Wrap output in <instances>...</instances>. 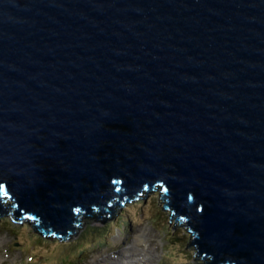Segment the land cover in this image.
<instances>
[{
    "label": "water",
    "instance_id": "95a60500",
    "mask_svg": "<svg viewBox=\"0 0 264 264\" xmlns=\"http://www.w3.org/2000/svg\"><path fill=\"white\" fill-rule=\"evenodd\" d=\"M158 186L202 264H264V0H0V218Z\"/></svg>",
    "mask_w": 264,
    "mask_h": 264
},
{
    "label": "rangeland",
    "instance_id": "374dc122",
    "mask_svg": "<svg viewBox=\"0 0 264 264\" xmlns=\"http://www.w3.org/2000/svg\"><path fill=\"white\" fill-rule=\"evenodd\" d=\"M160 194L156 188L145 200L126 203L113 221L84 220L82 231L90 223L92 227L67 242L41 238L29 221L20 224L2 217L0 264H109L107 257L125 248L129 252L123 257L129 260L135 255L154 257L132 264H202L185 224L174 223V217L168 222L170 212Z\"/></svg>",
    "mask_w": 264,
    "mask_h": 264
},
{
    "label": "trees",
    "instance_id": "16d2710c",
    "mask_svg": "<svg viewBox=\"0 0 264 264\" xmlns=\"http://www.w3.org/2000/svg\"><path fill=\"white\" fill-rule=\"evenodd\" d=\"M162 192H163V190L161 189V195H160V197H161V200L165 203V200L162 199ZM146 194L147 193L144 192L143 197H142V200H144V198H146V196H147ZM4 205L6 207H9V202H6ZM121 209H122L121 206L120 207L119 206H116L115 207V213L114 214H111L110 212H108L105 215H101V211L100 210H97V209H94V212L92 214H88V213L86 214L83 211H81V210L78 209L76 212H77V219H78L79 222L75 225V227H74L75 229H74V233L73 234L75 235L76 233H79L78 231H80V230L82 231V228H83V225H84V223H83L84 220H90V221H96L97 220V221H102V222H105V223L106 222H110V221H113L116 218V216L118 215V213H119V211ZM9 211H10V214L4 216L3 218H11V219H13L12 213H13L14 209L11 208V207H9ZM170 212L172 213L171 216L173 215L174 218H177L173 214V212L171 210H170ZM23 221H25V223H26V221H29L32 224V229L35 230L36 232H38V235L41 238H45V239L53 238V239L61 240L60 238L55 237L53 234L52 235L51 234H46L43 231V229L42 230L41 229H38L37 227L39 225V222H37L35 220H32L30 217H26L25 220H23ZM90 224L87 225V227L85 229H88V228L92 227V225H90ZM177 224H179V225L185 224V219L184 218L178 219L177 220ZM98 226L99 225H94L93 227H98ZM107 227H110V226L108 225ZM186 228H187V230H191L188 227H186ZM85 229L82 231V234L85 231ZM73 234L71 235V237L73 236ZM193 238H194V235L192 233V239ZM63 242H67V241H63ZM191 242H192V240H191ZM193 246L196 248L195 245H193ZM198 258H201V257L198 256Z\"/></svg>",
    "mask_w": 264,
    "mask_h": 264
},
{
    "label": "bare ground",
    "instance_id": "6f19581e",
    "mask_svg": "<svg viewBox=\"0 0 264 264\" xmlns=\"http://www.w3.org/2000/svg\"><path fill=\"white\" fill-rule=\"evenodd\" d=\"M120 240V239H119ZM128 252H129V249L127 250L125 248V251L122 250H119L118 252H116V256H114L113 254L109 255V257H107V260L106 261L107 263L109 264H132V262H135V260H138L140 259V261L142 262H149L150 260L149 259H152L154 257H151L152 255H150L149 257L145 258V256H148V254L146 255H140V256H137L135 255V257H132L130 260L127 259L129 256L126 257H123L125 255H128ZM106 264V263H104Z\"/></svg>",
    "mask_w": 264,
    "mask_h": 264
},
{
    "label": "clouds",
    "instance_id": "9594fccd",
    "mask_svg": "<svg viewBox=\"0 0 264 264\" xmlns=\"http://www.w3.org/2000/svg\"><path fill=\"white\" fill-rule=\"evenodd\" d=\"M177 222V221H176ZM185 226H186V223H185ZM202 259V258H201Z\"/></svg>",
    "mask_w": 264,
    "mask_h": 264
}]
</instances>
